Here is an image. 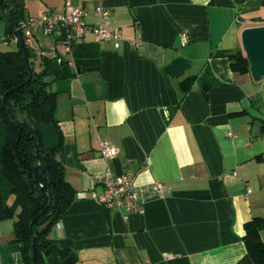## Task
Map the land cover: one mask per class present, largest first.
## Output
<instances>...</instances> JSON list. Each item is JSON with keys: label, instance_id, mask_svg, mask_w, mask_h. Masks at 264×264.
I'll return each instance as SVG.
<instances>
[{"label": "crops", "instance_id": "0c3cea01", "mask_svg": "<svg viewBox=\"0 0 264 264\" xmlns=\"http://www.w3.org/2000/svg\"><path fill=\"white\" fill-rule=\"evenodd\" d=\"M72 4L85 8L90 24L101 20L96 6L108 8L105 21L124 40L115 49L89 33L67 50L37 21L62 12L64 0H24L32 63L40 71L42 57L50 59L63 136L56 156L76 190L43 242L45 264H254L243 237L245 224L264 216V163L255 159L264 152V76L253 67L234 72L230 57L247 55L242 32L264 25V0ZM6 26L0 13V49L16 47ZM188 76L196 80L184 93ZM6 133L0 118V264H26L16 214L7 212L15 194L1 168ZM102 140L118 155L105 159ZM126 168L142 213L107 211L99 202L103 177Z\"/></svg>", "mask_w": 264, "mask_h": 264}, {"label": "trees", "instance_id": "16d2710c", "mask_svg": "<svg viewBox=\"0 0 264 264\" xmlns=\"http://www.w3.org/2000/svg\"><path fill=\"white\" fill-rule=\"evenodd\" d=\"M12 11V16L10 15ZM24 0H0V13L7 21V40L17 39L16 47L0 49V118L6 124V140L1 150V168L11 183L15 194V202L7 207L9 214H16L14 221L16 239L22 246L26 264H33L30 254L31 233L35 235V248L38 264H45L43 251L44 240L54 226L65 215L67 209L76 198L75 188L65 179L64 166L56 153L63 144V136L56 116V92L51 88L50 59L42 57V69L37 71L32 63L33 51L26 41L29 61L33 75L29 81L24 46L16 32L18 23L24 32L22 17ZM13 17V20H12ZM231 68L240 75L252 70L248 55L239 50L230 57ZM195 76H188L181 82L184 93H188L195 82ZM22 85L10 90L13 86ZM208 85H204L206 92ZM8 99L14 101L24 112L29 113L35 126L53 125L60 136V144L48 154L44 147L40 149L41 166L36 172L37 139L27 125L10 116V109L4 100L8 91ZM264 124V122H263ZM264 133V125H262ZM257 162L264 163V152L255 156ZM51 179V182L49 181ZM44 187V188H42ZM17 208H19L17 210ZM44 211V212H43ZM35 222L31 230V221ZM264 229V216H255L245 224V242L248 255L254 264H264V240L261 232Z\"/></svg>", "mask_w": 264, "mask_h": 264}, {"label": "built area", "instance_id": "2783aa9c", "mask_svg": "<svg viewBox=\"0 0 264 264\" xmlns=\"http://www.w3.org/2000/svg\"><path fill=\"white\" fill-rule=\"evenodd\" d=\"M64 10L60 13L49 12L38 18V23L47 34H58L67 50H71L77 40L84 38L89 33H92L97 41H112L115 49L123 46V35L120 29H114L105 19L109 16L108 8L96 6L94 13L99 17L100 22L95 24L87 23L88 12L83 7L73 6L72 0H64ZM27 43L32 46V34L25 30ZM140 39L134 40L131 43L135 46H140ZM5 43L7 41L5 40ZM99 151L101 155L107 159L118 155V149L109 142L101 141ZM104 190L99 197L100 204L107 211H119L126 213H142L144 208L140 201L138 187L135 181V175L131 168H126L121 174H113L110 171L102 179ZM160 189L163 186L156 184ZM59 225V223H57Z\"/></svg>", "mask_w": 264, "mask_h": 264}, {"label": "water", "instance_id": "95a60500", "mask_svg": "<svg viewBox=\"0 0 264 264\" xmlns=\"http://www.w3.org/2000/svg\"><path fill=\"white\" fill-rule=\"evenodd\" d=\"M10 15L12 16V11L10 10ZM13 20V17H12ZM16 32L21 43L24 46V56L27 63V70L29 73L28 79L29 81L33 75V70L29 61V52L25 46V36L24 32L22 31L21 27L18 23H15ZM242 41L244 49L251 60L252 67L255 69L254 71L258 74L264 76V25H256L255 27H247L242 32ZM22 85V83L13 86L10 90ZM8 90L4 94V100L6 101L9 109H10V116L19 120L20 122L24 123L28 126L34 137L37 139V163L35 170L38 171V167L42 164L40 163L39 152L42 146L44 147L45 151L50 154L51 151L58 147L60 144V136L58 134L57 129L53 125L47 124H40L38 127L33 124V120L29 113L24 112L19 106H16L14 101L8 99ZM51 182V179L49 178ZM44 188V187H42ZM44 212V211H43ZM36 219L31 221V230ZM30 254L33 264H38L37 262V253L35 248V235L33 232L31 233V247H30Z\"/></svg>", "mask_w": 264, "mask_h": 264}, {"label": "rangeland", "instance_id": "374dc122", "mask_svg": "<svg viewBox=\"0 0 264 264\" xmlns=\"http://www.w3.org/2000/svg\"><path fill=\"white\" fill-rule=\"evenodd\" d=\"M15 40H16V44H17V39H15ZM12 47H13L12 44H8V45L5 46V49H6V48H12Z\"/></svg>", "mask_w": 264, "mask_h": 264}]
</instances>
